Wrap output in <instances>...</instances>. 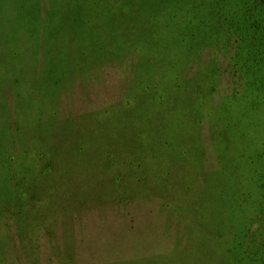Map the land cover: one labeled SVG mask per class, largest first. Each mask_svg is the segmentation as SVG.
<instances>
[{"label": "rangeland", "instance_id": "374dc122", "mask_svg": "<svg viewBox=\"0 0 264 264\" xmlns=\"http://www.w3.org/2000/svg\"><path fill=\"white\" fill-rule=\"evenodd\" d=\"M55 1L0 0V264H264V27L249 32L257 58L235 38L254 0L166 8L168 57L123 36L114 56L84 55L92 22L76 26L75 1ZM177 75L195 116L169 112ZM155 85L163 105L148 101ZM14 164L35 166L31 188H11ZM160 166L189 190L166 191Z\"/></svg>", "mask_w": 264, "mask_h": 264}, {"label": "trees", "instance_id": "16d2710c", "mask_svg": "<svg viewBox=\"0 0 264 264\" xmlns=\"http://www.w3.org/2000/svg\"><path fill=\"white\" fill-rule=\"evenodd\" d=\"M53 1L56 3L55 0ZM75 1L76 7L79 12V15L74 16L73 23L77 26V24L81 23H88L91 24L92 27L85 28V31L83 33V48H84V55H87L89 53L94 54L95 51L93 50H102L105 53H110L111 55H115L118 51H123V45H121L122 41L120 38L122 36L126 39H132L134 40V43L136 46H139L140 48L138 50H143L144 47H150L154 48L153 55L156 57V52L161 51L164 54L166 53V56H170L174 44H172L171 40L174 36L172 34V29L169 26L166 30L169 34L168 39L164 40L161 38L162 34H164L163 29H165V23L167 17H170L171 19L175 20L177 19V16H172L170 14H167L165 12L166 8H170L172 10H176L180 7V5L186 9H188L187 4H184V0H144V2L131 5L130 0H73ZM152 1L151 5L148 6V4ZM218 8V13H221L224 7H222L221 2L218 0H212V10L215 9V7ZM153 7L155 10L150 11V8ZM264 10V0H254V3L251 5L249 12L250 18H247L248 22L244 19V26L248 33H238V36L235 37L238 43L237 52L240 54L241 52L245 51L247 52V56H249L247 47H252L257 43V45H262V42L260 41V37H258L255 33H249L250 31H253L257 28H260L261 26L264 27V23L260 21V16L262 15ZM148 11V12H147ZM262 12V13H261ZM193 16V15H192ZM230 16V15H229ZM221 17H223V14H221ZM65 20L69 19L65 17ZM228 21V25L225 29L226 31H231L235 29L238 31V27L232 26L231 19H228V17H224ZM91 20V21H90ZM96 21V24H93V21ZM160 20L154 27H152L150 30H153L152 37L149 35V29L147 28V22L152 21L153 23ZM194 20V19H193ZM193 20H190L188 25L184 24L186 26V32L192 33L191 36L197 39V41H202L201 37L203 36L201 33L200 28V22L197 24V21L194 22ZM90 21V22H89ZM196 23V24H195ZM179 22L175 23V27L173 29H179L178 28ZM194 24V25H193ZM94 25V26H93ZM119 28L121 33L117 31L116 29ZM98 29V31H96ZM113 29L114 31V39L109 34V31ZM102 33H104L102 35ZM116 33V36H115ZM231 34H234L231 32ZM245 34V36H244ZM109 35L111 37V43L109 44L110 49H106L105 45V39L106 37L109 38ZM232 38V37H231ZM182 41H185V39H182ZM120 46V47H119ZM260 48V47H259ZM79 47L77 48V50ZM76 50V49H75ZM91 54V56H92ZM87 57H90L88 55ZM250 58H257V55L253 54L249 56ZM141 58V57H140ZM139 58V59H140ZM257 60V59H256ZM183 77L181 75H177V77L172 80V89L169 91L172 93L173 99L175 104L172 105V108H175L172 111H169L170 114H173L172 117L176 118L181 115H184L186 112L190 111L193 113V115H196L197 110L196 105L191 102H185L184 99V91L187 87L185 86L183 80ZM185 79V78H183ZM141 81V79H139ZM143 83V82H142ZM144 84V83H143ZM165 83H162L160 86H164ZM158 85L150 87V96L148 98V101H153L150 104L154 106H158L155 101H158V103L163 105V102L166 100L165 93H162L159 95L158 91ZM165 87V86H164ZM163 87V88H164ZM152 94V97H151ZM165 99V100H164ZM145 103H142V107L144 108ZM168 112V113H169ZM168 122V121H167ZM166 122V123H167ZM180 119L178 120L177 125H181ZM165 125V122L163 121L160 126ZM170 125V124H168ZM215 126L219 129L222 128V123H218L216 121ZM228 128V126H225ZM166 129V128H165ZM167 130V129H166ZM164 143H168L167 141H164ZM27 155V154H26ZM28 163V162H27ZM240 163H243L242 160H240ZM162 169L160 171V174L162 175V181L166 183V191L168 192H177L184 193L187 192L188 186L180 187L179 182H175L172 177L174 178V174L172 167L170 166H160ZM13 168V167H12ZM225 168V167H224ZM18 169V170H17ZM239 169L245 176L244 172L246 171V168L243 165L239 164ZM41 170V167L39 169V172ZM10 173V178L12 177L14 179V187L11 185L12 189H20L23 187H29L31 188V182L29 180L30 174L37 173V170L35 169V166L32 165H18L14 164V168L7 170ZM15 172V173H14ZM229 171L225 168L221 171L222 174H218L219 177H222L226 175ZM250 172V171H249ZM251 173V172H250ZM251 174L247 173V176H250ZM217 177V178H219ZM188 189V190H187ZM176 190V191H175ZM32 194H34V190H31ZM46 192L50 193L48 189ZM15 202H12L9 204V210L10 213L15 211V208H22L25 209L23 206L19 207V205ZM16 205V207H15ZM16 209V210H17ZM5 211V209H4ZM7 212V211H5ZM8 213V212H7ZM14 218V217H13Z\"/></svg>", "mask_w": 264, "mask_h": 264}]
</instances>
